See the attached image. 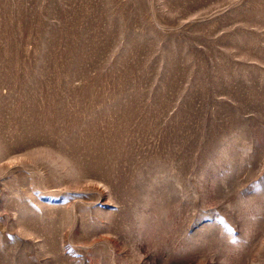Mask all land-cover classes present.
Returning a JSON list of instances; mask_svg holds the SVG:
<instances>
[{
  "label": "rangeland",
  "instance_id": "374dc122",
  "mask_svg": "<svg viewBox=\"0 0 264 264\" xmlns=\"http://www.w3.org/2000/svg\"><path fill=\"white\" fill-rule=\"evenodd\" d=\"M0 264H264V0H0Z\"/></svg>",
  "mask_w": 264,
  "mask_h": 264
}]
</instances>
